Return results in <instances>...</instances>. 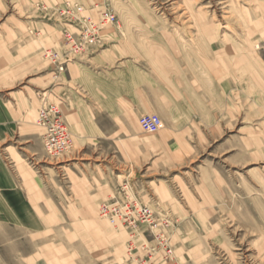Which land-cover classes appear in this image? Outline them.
I'll list each match as a JSON object with an SVG mask.
<instances>
[{
    "label": "rangeland",
    "instance_id": "1",
    "mask_svg": "<svg viewBox=\"0 0 264 264\" xmlns=\"http://www.w3.org/2000/svg\"><path fill=\"white\" fill-rule=\"evenodd\" d=\"M67 2L94 19L104 7L114 12L117 24L101 30L100 43L142 44L131 50L139 57H166L169 45L182 44L184 53L214 61L218 82L233 77L236 87L237 77V126L210 140L188 130L185 143L166 115H157L154 134L140 129L141 115L134 119L141 135L130 143L81 147L70 133L72 148L49 157L37 116L44 104L61 111L55 85L64 71L44 51L66 50L65 32H74L60 11ZM10 59L34 61L39 71L11 91L41 89L21 118L33 124L32 141L16 136L0 146V169L46 188V227L31 234V264H264V0H0V68ZM137 140L158 145V161L141 156ZM125 192L151 210V225L100 217V205Z\"/></svg>",
    "mask_w": 264,
    "mask_h": 264
},
{
    "label": "crops",
    "instance_id": "2",
    "mask_svg": "<svg viewBox=\"0 0 264 264\" xmlns=\"http://www.w3.org/2000/svg\"><path fill=\"white\" fill-rule=\"evenodd\" d=\"M141 47L139 43L101 39L99 46L66 64L55 85V98L77 144L130 143L141 135L135 117L145 114L160 115L161 119L166 115L174 122L168 130L185 143L188 130H197L198 139L210 140L237 126V77L236 87L233 77L230 85L218 82L214 61L201 53H184L182 44L169 45L166 57H139L131 52ZM18 63L10 59L0 68L6 76L1 77L0 91H8L6 101L0 98V146L16 136L25 137L27 144L35 135L33 124L21 118L32 112L28 104L39 103L41 89L11 90L15 84L27 82L38 69L29 59ZM223 98L230 105L224 106ZM137 148L141 156L147 155V161H158V145L137 140ZM24 178L17 171L0 169V264H6L7 258L31 264V234L46 227V213L41 212L47 206L46 188ZM12 227L23 235L11 236L8 228Z\"/></svg>",
    "mask_w": 264,
    "mask_h": 264
},
{
    "label": "built area",
    "instance_id": "3",
    "mask_svg": "<svg viewBox=\"0 0 264 264\" xmlns=\"http://www.w3.org/2000/svg\"><path fill=\"white\" fill-rule=\"evenodd\" d=\"M42 9L47 10L46 7ZM60 11L61 14L68 16L69 21L74 25V32L69 30L65 32L64 47L66 50L64 53L44 51L45 59L56 66L59 73L64 71L65 63L99 45L102 29L117 24V17L109 7H104L97 19L86 15L79 4L70 2L65 3ZM55 14H58V7ZM138 122L140 129L147 134L157 133L162 126L160 117L155 114L143 115ZM37 126L44 132V147L49 157L58 158L72 148L71 134L57 105H42L38 111ZM99 214L102 218L120 221L131 228L139 224L151 225L153 223L151 210L127 197L126 192L123 199L114 197L111 202H103L100 205Z\"/></svg>",
    "mask_w": 264,
    "mask_h": 264
}]
</instances>
